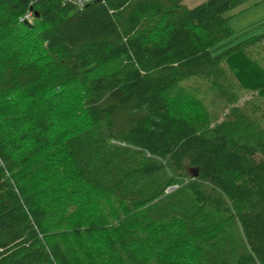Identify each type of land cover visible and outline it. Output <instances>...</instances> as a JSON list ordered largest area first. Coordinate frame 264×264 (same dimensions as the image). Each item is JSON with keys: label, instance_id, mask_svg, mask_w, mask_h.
<instances>
[{"label": "trees", "instance_id": "1", "mask_svg": "<svg viewBox=\"0 0 264 264\" xmlns=\"http://www.w3.org/2000/svg\"><path fill=\"white\" fill-rule=\"evenodd\" d=\"M243 1L0 0V264H264Z\"/></svg>", "mask_w": 264, "mask_h": 264}, {"label": "rangeland", "instance_id": "2", "mask_svg": "<svg viewBox=\"0 0 264 264\" xmlns=\"http://www.w3.org/2000/svg\"><path fill=\"white\" fill-rule=\"evenodd\" d=\"M204 1L206 0H183V3L188 7H195ZM231 13L232 16L229 22L236 33L235 40L233 41L249 35H256L264 29V0H244L238 6L234 7ZM256 54L261 61L260 64L264 66V50H257ZM188 89H190V86ZM248 93L246 92V94Z\"/></svg>", "mask_w": 264, "mask_h": 264}, {"label": "built area", "instance_id": "3", "mask_svg": "<svg viewBox=\"0 0 264 264\" xmlns=\"http://www.w3.org/2000/svg\"><path fill=\"white\" fill-rule=\"evenodd\" d=\"M30 16H31V14H28V15H27V17H30Z\"/></svg>", "mask_w": 264, "mask_h": 264}, {"label": "water", "instance_id": "4", "mask_svg": "<svg viewBox=\"0 0 264 264\" xmlns=\"http://www.w3.org/2000/svg\"><path fill=\"white\" fill-rule=\"evenodd\" d=\"M197 173H195V175H196Z\"/></svg>", "mask_w": 264, "mask_h": 264}]
</instances>
